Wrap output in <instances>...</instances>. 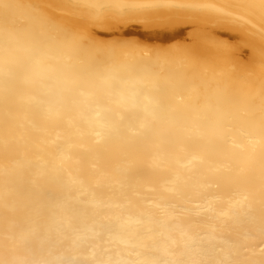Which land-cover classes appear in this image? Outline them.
<instances>
[{"label":"bare ground","instance_id":"bare-ground-1","mask_svg":"<svg viewBox=\"0 0 264 264\" xmlns=\"http://www.w3.org/2000/svg\"><path fill=\"white\" fill-rule=\"evenodd\" d=\"M0 264H264V0H0Z\"/></svg>","mask_w":264,"mask_h":264},{"label":"snow or ice","instance_id":"snow-or-ice-1","mask_svg":"<svg viewBox=\"0 0 264 264\" xmlns=\"http://www.w3.org/2000/svg\"><path fill=\"white\" fill-rule=\"evenodd\" d=\"M91 54L98 59L108 55V53H106L103 49H94L92 50Z\"/></svg>","mask_w":264,"mask_h":264}]
</instances>
